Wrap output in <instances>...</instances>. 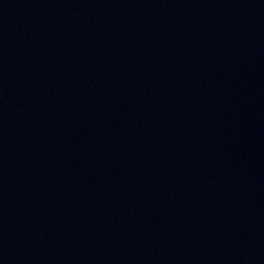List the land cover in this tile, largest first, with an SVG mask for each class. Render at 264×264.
<instances>
[{
  "label": "water",
  "instance_id": "water-1",
  "mask_svg": "<svg viewBox=\"0 0 264 264\" xmlns=\"http://www.w3.org/2000/svg\"><path fill=\"white\" fill-rule=\"evenodd\" d=\"M0 264H264V0H0Z\"/></svg>",
  "mask_w": 264,
  "mask_h": 264
}]
</instances>
